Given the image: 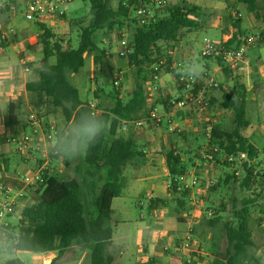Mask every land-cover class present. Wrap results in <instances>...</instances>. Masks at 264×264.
I'll return each mask as SVG.
<instances>
[{
  "label": "trees",
  "instance_id": "trees-1",
  "mask_svg": "<svg viewBox=\"0 0 264 264\" xmlns=\"http://www.w3.org/2000/svg\"><path fill=\"white\" fill-rule=\"evenodd\" d=\"M1 1L4 6L0 7V13L5 14L17 0ZM83 1L90 4V18L82 17L70 22L79 31L76 48L64 46L61 39L53 41L55 35L51 29L36 22L43 31L40 37L43 57L40 68L36 69L38 78L26 84V92L32 97V108L40 115L46 116L47 112L61 110L65 122L70 123L77 120L82 112L100 111L109 122L103 135L85 150L82 165L76 168V172L82 169L86 173L83 180L77 177L61 179L47 172L44 182L37 189L29 191L30 203L21 212L17 236H11L17 243H11L8 248L32 253L56 252L57 256L50 264H57L76 244L94 245L91 264H114L113 259L104 255L105 246L113 238V229L108 226L107 221L114 213L112 202L124 187L122 172L135 157L134 142L117 136L120 123L135 121L145 115L148 97L143 86L153 67L164 69L178 78L176 71L171 68L169 51L185 36L186 30L197 27L191 18L196 13L195 7L188 9L181 5L166 6L157 11L155 22L139 26L135 18L131 19L129 6L134 0H118L116 7L111 6L110 0ZM234 1L244 5L247 12L262 24L261 30L264 31V5L258 0ZM126 26L133 29L132 52L125 59L128 67L134 71V89L129 100L124 102L121 86L114 85L106 95L113 97L112 106L109 107L103 101L93 108L90 103L81 99L79 89L71 82V76L84 68L87 58L85 55L93 56L95 66L111 73L108 51L95 41V36L99 32L121 36ZM239 44L238 37L234 36L226 46L238 47ZM195 92H198L197 86ZM249 92L250 88L242 84H237L229 92L224 91L222 106L232 111L234 129L223 131L215 127L211 130L209 141L210 148L226 155L225 163L228 165L234 164L238 157H245L242 179L235 172L228 174L221 183L225 186L234 179L239 184L241 196L247 192H262L264 187V171H257L253 162L258 158L259 151L242 135V131L249 127L246 114ZM94 96L95 99L100 98L98 92ZM164 104L167 111L173 109L169 100H165ZM5 125L10 129H15L18 125L14 105L10 106L5 117ZM167 165L171 177L170 189L177 193L176 179L183 176L186 169L175 151L167 155ZM6 170L7 161L4 159L0 164V173ZM2 181L13 184L7 179ZM91 185H101L94 199L97 209L94 220L86 215L83 203V187ZM182 193L184 195L185 191ZM255 202V199L243 196L241 206H233L230 219L224 220L223 217L214 215L206 220V225L210 228H216L221 223V232L226 238L227 245L220 264H263L261 259L250 252L254 245L253 228L256 221L252 217V206ZM221 206L224 209L225 203L222 202ZM10 228L11 226L8 227ZM6 264L23 263L18 258H13Z\"/></svg>",
  "mask_w": 264,
  "mask_h": 264
},
{
  "label": "crops",
  "instance_id": "crops-1",
  "mask_svg": "<svg viewBox=\"0 0 264 264\" xmlns=\"http://www.w3.org/2000/svg\"><path fill=\"white\" fill-rule=\"evenodd\" d=\"M29 1L17 0L8 13H0V19L4 21L1 28L6 30L11 26L14 29L13 42L8 50L18 54L21 51L38 47V40L43 34L36 22H32L31 25H23L16 20V15L20 12L18 10L23 9L25 11ZM236 3L234 0H220L216 6L210 8V13L207 12L209 19L200 23L201 28H206L212 33V41L221 43L232 39L234 36H246L262 31V24L256 21L253 15L249 13L245 15L244 12L237 9ZM129 8L132 12L131 19H134V9L131 6ZM15 12L18 13L15 14ZM49 21V19H45L42 24L51 29V22ZM126 29L128 26L124 30L127 31ZM51 31L53 32L52 29ZM189 31L186 30L185 35ZM182 39L177 42L180 43L182 50L175 59L178 64L173 65V70L178 69L177 74L184 70L183 67L194 64L193 55H189L187 51L183 52ZM113 40L115 41L114 38ZM119 45L120 39L112 45L111 51L107 50L113 72L115 67L122 68L127 65L125 60H119L120 57L116 53ZM22 56L29 57L25 53L24 55H0V150L7 161V170L2 176L12 183H15L13 179L18 173H29L36 165L42 164L48 154V151L42 149L40 153L35 155V159L32 157L26 159L16 153L13 147L3 144L4 138L10 131L18 132L25 128L26 115L22 113L21 108L29 104L26 84L38 78L36 69L40 68V62L35 64L34 73L36 77L28 80V74L18 68L17 58L22 59ZM85 57H87L86 62L89 61L93 71L95 65L93 56L85 55ZM184 60L186 63L183 62ZM207 60L208 62L202 69V78H198L197 90H202L207 75L213 76L220 84L218 89H208L204 93L209 108L194 107L181 111L174 109H171L170 112L167 111L164 101L169 100L171 103L180 98L182 92L175 76L165 71L153 87L149 86V81L143 86L146 95L150 96V100L146 105L145 115L136 119H146L148 107L152 103L161 110L160 112L164 115V123L160 126L147 124L142 127L133 123H120L117 136L134 142L135 157L122 172L121 180L124 182V187L120 195L113 200L112 209L114 213L107 221L108 226L113 229V238L105 246L104 255L113 259L114 264H130L131 256L128 246H133L137 252L134 264H186L185 255L175 252L174 248L189 230L193 232L197 245L205 250V255L201 261L194 264H220L222 262V259L215 254L219 250L220 235L215 231V228L206 225L208 217L202 215L201 212L207 204L212 202L215 187L219 189V185L227 178L234 164L228 165L225 163L226 155L219 151L214 153L213 149L210 148L211 130L215 127L223 131L234 129L232 111L226 110L222 106L223 93L234 89L236 85H232V83L234 79H239L240 84L250 88L246 110L249 127L242 131V135L259 151L258 158L253 161L254 165L259 164L258 162L263 159L262 153L264 151H262L258 141L264 138V121L262 122L258 116L254 118V113L264 110V44L251 47L239 69L233 75L224 69L222 63L217 59ZM76 75H72V77H76ZM219 75H222L223 78L220 79ZM129 78V85L126 88L121 87L124 102L129 100L134 89L132 74H129ZM95 92H98L99 99H95ZM110 92L105 86L92 89L94 98L87 102L96 105L104 101L110 107L114 103L113 97L106 96ZM251 104L253 106L249 107ZM11 105L16 107L18 125L15 129H10L5 125V117L8 115ZM249 111H251V118H249ZM171 151H175L180 156L182 165L186 169L185 174L176 179L177 186H181L185 191L184 195L183 190L174 193L170 189L171 177L167 165V155ZM84 153L85 151L77 156L78 162L73 165L74 170L82 165ZM207 155H212L213 158L209 160ZM50 156L52 159L53 155ZM241 158L245 160L244 156ZM51 159L50 162L56 170L63 169L64 164L60 160ZM262 163L264 165V160ZM262 170L264 171V168ZM100 186H84L83 199L89 195L95 199ZM124 198L128 199L125 206L129 210H132L133 205L139 210V219L135 216L132 219L123 218L120 215L118 220L114 221L116 214L120 213L121 210H127L122 208L119 211L115 206L119 200ZM172 201L175 204L174 208L169 206ZM17 215L19 214L17 213ZM252 217L256 221L255 226L259 225V229L264 233V216L254 215L252 211ZM255 226L253 228V242ZM166 247L170 250L166 251ZM93 248V244L73 245L62 259L71 250L79 249L83 252L78 264H82L87 257H90L91 261ZM253 248H255L256 254L250 250L251 254L261 259L264 264V245L258 247L254 243ZM21 252L12 250L11 253L17 255ZM34 254L42 257L40 264H50L57 256L56 252Z\"/></svg>",
  "mask_w": 264,
  "mask_h": 264
},
{
  "label": "rangeland",
  "instance_id": "rangeland-1",
  "mask_svg": "<svg viewBox=\"0 0 264 264\" xmlns=\"http://www.w3.org/2000/svg\"><path fill=\"white\" fill-rule=\"evenodd\" d=\"M220 0H167V6H171V5H181L183 7H186L188 9H191L193 7H197L196 9V13L193 14L191 16V18L196 22L197 27L190 29L189 33L185 35V37L182 39V44L184 46L183 48V52H189V55H193L194 57V64L195 65H199L202 69L204 68V65L208 62V60L206 58H204L202 56V47H203V43L204 40L207 38L212 39V33L210 31H208V29L206 28H201L200 27V23L203 21L205 22L207 19H209V17H207L209 14L207 12H209V10H211L210 8L213 6H216L218 4ZM259 3L261 5H264V0H258ZM118 3V0H110V4L112 7H116ZM4 6V4L2 5V7ZM236 7L237 9H240L242 12L245 13V15L248 14L246 7L244 5L238 4L236 3ZM20 11V12H19ZM19 12V13H18ZM18 13L16 15V20L20 23H22L23 25H31L32 22L28 21L25 19L24 17V10L23 9H19ZM163 12V10H162ZM90 4L88 1H83V0H75L73 2H71L66 8H65V14L60 17V18H49V22H51V29L53 30V33L55 35L53 41L61 39L64 41V46H71L76 48L79 42V31L77 28L72 27L70 25L71 20L73 19H79L82 17H85L87 19L90 18ZM210 13V12H209ZM206 19V20H205ZM4 24V21L0 19V25ZM0 26V34L1 32L4 31L3 26ZM11 27V26H10ZM125 29V28H124ZM123 29V30H124ZM128 35H131V33L133 32V29L131 27H128V29H126ZM120 34V33H119ZM13 38H14V34L10 35L8 38V41L3 43L5 45L2 46V42L0 39V55H24L28 54L29 57L22 56V59H18V68L22 71H24L26 74H28L27 79L28 80H32L34 79V77H36V74L34 73V68H35V64H37L38 62H40V59L43 57L42 54V46L40 45V39L38 40L39 46L36 48H32V49H28L27 51H21L19 54L15 51H9L8 48L9 46H11V43L13 42ZM113 38L115 39V41L113 40ZM120 39L119 35H115L114 34H104L102 32L96 33L95 36V41L97 43H99L100 45L104 46L106 50L111 51L112 49V45H114L115 43H117ZM182 51L180 48V43H176L174 45V47L172 49H170L169 53L171 55V61H172V65L171 68L173 69V65L178 64V62L175 60L177 58V56L179 55L178 53ZM11 52V53H9ZM14 60L15 57H14ZM119 60H125L124 58H119ZM183 62L186 63V61L184 60ZM179 66V65H177ZM186 68V67H185ZM185 68L183 67L182 69L185 70ZM156 70V71H155ZM175 70V69H174ZM178 71V69L176 70ZM156 73L158 78H160V76L162 74L165 73L164 69L161 68H157L155 69V67H153V70L151 72V74L148 76V81L150 82V87H153L154 84L158 81L154 80L152 78V75ZM129 74H132V78L134 79V71H131L130 68L128 67V65H125L122 68H114V72L112 71L107 72L104 71L102 69H100L99 67L94 65V69L92 71V68L90 66L89 61L86 62L85 66L83 69H81V71L76 75V77H72L71 76V82L79 89L80 91V96L81 99L84 102H87L88 100H92L93 94H92V89H98L100 86H105V88L109 91H112L113 86L115 85V81L118 80L119 84L118 86H121L122 88H126L129 83H130V78H129ZM233 75V73H231ZM116 75H119V77H116ZM220 79L223 78L222 75L218 76ZM252 77V76H251ZM252 79V78H251ZM240 80L239 79H234V82L232 83V85H237L240 84ZM116 86V85H115ZM149 87V88H150ZM28 99H29V104L25 105L23 108H21V111L24 115H26L27 113H29L30 111L34 110L32 108V97L28 94ZM253 105L251 104L249 107H252ZM209 108V107H208ZM160 110V109H159ZM161 111V110H160ZM46 112V111H45ZM251 111H249V118H251ZM46 114V116H48V118L52 121H54L57 124L58 129H60L61 131L64 130L65 126L69 123L65 122V118L62 115L61 110H57L55 112ZM254 118H256L257 116L261 119V121H264V110H260L258 113H254ZM45 115V114H43ZM252 120V119H251ZM164 123V122H163ZM259 146L262 148V151H264V138H262L260 141H258ZM49 155H53L51 154V152H49ZM263 154V159L260 160V162H258L259 164L255 165V168L258 171H263L262 169L264 168L263 165V160H264V152ZM51 160H60L64 165H63V169L60 170H56V168H54L52 166V163H49V174L50 175H54V176H58L61 179H71L72 177L75 178H79L80 180H83L86 177V173L81 169L79 172H76V169H73V165L75 163L78 162V157L75 158H68V157H61V156H56L54 155L52 157ZM243 160L241 157H238L235 160V163L233 165V167H231L232 169L229 171V175H232L233 173L237 172L238 175L237 177L239 179H242V175H243V171H242V163ZM262 166V168H260ZM2 181V175H0V182ZM239 184L235 183V180L231 179L229 181V184H226L225 186L221 184V187H219V189H215L213 192V200L211 203L207 204L206 207H204V209L202 210V215H206V217L208 218H212V216L214 217V215H219L220 217H223L224 220L226 219H230L231 218V213L233 211V206H237L240 207L241 206V199L242 197H246V198H252L255 199V203L252 206V211L254 213V215L260 214V216H264V187H263V191L259 192V191H255V192H247L244 193L243 196L239 195L240 190L238 189ZM260 189V188H259ZM1 199V197H0ZM128 199H122L119 200L116 203V208L119 209V211L123 208L127 209V210H121L120 213L116 214L114 221H117L120 215H122L123 218H133L134 216L139 219V210L136 209L135 205L132 206V210H129V208H127L126 203H127ZM95 200L92 196H87L86 198L83 199V203H84V210L86 215L88 216V218L90 219H96L97 217V209L95 206ZM225 203V208L223 209V207L221 206V204ZM171 208H174L175 204L172 201L169 205ZM222 211V212H221ZM20 211H18L17 213L20 215L21 213H19ZM221 212V213H219ZM16 213V217H8L5 219H1L0 220V225L6 222L11 223V228H10V232L12 233H16L18 232V228H19V219L20 216L17 215ZM209 213L212 214V216H209ZM129 219V220H131ZM113 221V222H114ZM122 227V226H121ZM255 230H254V243L258 246L261 247L262 245H264V233L262 232L261 229H259V225L255 226ZM215 231H217V233H219L220 238H219V250H217L215 252L216 256L220 259L223 260V255L225 252V247L227 245L226 243V238L224 237L223 233L221 232V223L218 224V226L215 228ZM259 231H261L262 233H260ZM10 240H12L11 236H10ZM9 241V238H8ZM13 249L10 250V248L7 247H3L0 246V264H6V262L8 260H11L13 258H19L23 264H40V260L42 259L41 256H38L32 252H21L20 254H14L11 253ZM128 250L131 256V262L130 264H134L135 262V258L137 255V252L135 250V248L133 246H128ZM252 253L256 254V250L255 248L251 247L250 248ZM14 251V250H13ZM81 250L79 249H74L71 250L67 256L60 260L57 264H78L81 255H82ZM125 262V261H124ZM82 264H91L90 261V257H87ZM120 264H127V263H120Z\"/></svg>",
  "mask_w": 264,
  "mask_h": 264
},
{
  "label": "built area",
  "instance_id": "built-area-1",
  "mask_svg": "<svg viewBox=\"0 0 264 264\" xmlns=\"http://www.w3.org/2000/svg\"><path fill=\"white\" fill-rule=\"evenodd\" d=\"M73 1L75 0H30L25 9L24 17L30 22L38 23H42L45 19L49 18H60L65 14V8ZM2 5L3 3L0 0V7ZM130 6L134 9L135 20L138 25L146 26L156 21L157 11L167 6V0H134ZM12 34H14L12 27L1 32V42H7L9 36ZM238 39L240 41L238 47H227L226 44L229 40L217 43L207 38L203 43L202 56L206 59H219L224 69L235 73L242 64L247 51L255 45L264 44V31H260L257 34L239 36ZM132 40L133 37L129 36L125 30L121 32L120 45L116 51L120 58L125 59L132 52ZM116 77H119V75H116ZM152 78L157 80V74L154 73ZM176 81L182 95L171 102L175 111L194 107L208 108L209 103L206 101L204 93L208 89H218L220 87L219 82L213 76L207 75L202 90L195 92L198 79L193 80L189 78L185 75V70L178 73ZM118 84L119 82L116 80L115 85L118 86ZM147 97L149 101L150 96L147 95ZM91 106L95 107L94 104H91ZM163 120L164 115L160 112L159 108L155 104L150 103L146 119L122 121V123H133L140 127L147 124L160 126ZM24 122L25 128L18 132L10 131L4 138L3 144L13 147L14 151L22 158L29 159L32 157L35 159V155L44 149V145L48 143L50 137L59 129L54 121L50 120L47 116L40 115L34 110L26 114ZM212 149L214 153L218 151L215 148ZM207 158L211 160L213 156L207 155ZM4 159V154L0 150V164ZM50 159L51 156L48 153L43 163L36 165L32 171L25 174L18 173L13 179L16 184L0 182V220L16 217V213L18 211L22 212L30 203L29 191L37 189L44 182L47 172L49 173ZM2 174L0 173V175ZM2 179L6 178L2 176ZM182 190L181 186H177V192H181ZM209 216H212V214L209 213ZM10 225L9 222L0 225V246L8 248L11 246V243H17L14 239L10 240V236H17L16 233L11 234L10 229H8ZM165 250L169 251L170 249L166 247ZM174 250L185 255L186 264L197 263L205 255V250L197 245L191 230L178 242Z\"/></svg>",
  "mask_w": 264,
  "mask_h": 264
},
{
  "label": "clouds",
  "instance_id": "clouds-1",
  "mask_svg": "<svg viewBox=\"0 0 264 264\" xmlns=\"http://www.w3.org/2000/svg\"><path fill=\"white\" fill-rule=\"evenodd\" d=\"M185 75L193 80L202 78V68L189 64L185 68ZM108 123L96 111L82 112L79 118L67 124L64 130H57L44 145V149L56 156L75 158L103 135Z\"/></svg>",
  "mask_w": 264,
  "mask_h": 264
}]
</instances>
